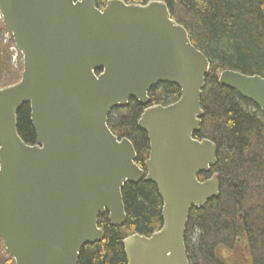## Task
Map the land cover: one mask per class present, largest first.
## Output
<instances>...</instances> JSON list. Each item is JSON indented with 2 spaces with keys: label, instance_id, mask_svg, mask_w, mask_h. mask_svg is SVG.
Returning a JSON list of instances; mask_svg holds the SVG:
<instances>
[{
  "label": "water",
  "instance_id": "1",
  "mask_svg": "<svg viewBox=\"0 0 264 264\" xmlns=\"http://www.w3.org/2000/svg\"><path fill=\"white\" fill-rule=\"evenodd\" d=\"M4 28L22 56L17 83L0 89V241L14 264H78L100 243L99 216L126 222L122 190L155 185L162 226L122 241L127 264H189L184 236L190 211L219 197L211 173L217 147L200 131L206 56L163 1L0 0ZM218 85L264 115V77L224 70ZM160 83L179 99L146 107ZM130 99L146 109L137 127L149 152L141 169L132 143L108 127ZM28 104L33 145L18 135L17 113ZM209 175L204 180L199 175Z\"/></svg>",
  "mask_w": 264,
  "mask_h": 264
},
{
  "label": "trees",
  "instance_id": "2",
  "mask_svg": "<svg viewBox=\"0 0 264 264\" xmlns=\"http://www.w3.org/2000/svg\"><path fill=\"white\" fill-rule=\"evenodd\" d=\"M106 1L96 0L97 6L103 7ZM121 1L144 5L153 0ZM154 1L167 5L171 18L185 28L193 46L210 64L200 100L202 122L195 138L209 139L217 147L212 173L219 176L220 189L218 199L190 211L184 236L189 264H264V115L236 92L219 86L216 79L224 70L264 77V0ZM8 53L0 43V74L9 69ZM179 96L176 86H170L164 96L156 89L149 93L151 104L157 105H169ZM143 110L130 99L125 108L112 110L107 122L116 137L132 143L140 168L149 152L147 136L137 127ZM17 131L27 145L35 143L28 104L17 113ZM206 178L199 175L200 180ZM122 198L125 224L112 227L108 214L99 216L97 225L104 238L84 246L78 264H127L122 241L134 234L149 236L161 228L162 202L155 185L144 180L127 183ZM195 229L201 233L193 243L190 234ZM0 262L14 264L1 241Z\"/></svg>",
  "mask_w": 264,
  "mask_h": 264
},
{
  "label": "rangeland",
  "instance_id": "3",
  "mask_svg": "<svg viewBox=\"0 0 264 264\" xmlns=\"http://www.w3.org/2000/svg\"><path fill=\"white\" fill-rule=\"evenodd\" d=\"M0 28L2 29V26L0 24ZM4 38H3V32L1 33L0 35V43L2 46H6L3 42ZM6 48V47H5ZM9 52V51H8ZM8 62H9V69L7 72H3L0 74V89L1 88H5V87H8V86H11L15 83H17L20 79V77L18 78L19 76V73L20 72V69L21 67L23 68V60H22V56L21 55H18L16 56V58L13 56V54L11 53H8ZM21 76V74H20ZM249 109L251 110H255L253 106L249 105L248 107ZM262 114V113H261ZM201 232L198 230V229H195L193 231V233L191 232L190 236L192 235V239H193V243H195L196 239L198 238L199 234ZM0 264H2V262H0Z\"/></svg>",
  "mask_w": 264,
  "mask_h": 264
},
{
  "label": "flooded vegetation",
  "instance_id": "4",
  "mask_svg": "<svg viewBox=\"0 0 264 264\" xmlns=\"http://www.w3.org/2000/svg\"><path fill=\"white\" fill-rule=\"evenodd\" d=\"M104 7V6H103ZM23 69V68H22ZM170 86H174V85H172V84H168V83H160V84H158V85H156L154 88H152V89H156L157 90V92H159V94H160V96L161 95H163L164 96V94H168L169 93V87ZM151 89V90H152ZM149 93H150V91L148 92V97H149ZM180 97V96H179ZM150 100V99H149ZM176 102V101H175ZM175 102H173V103H175ZM173 103H171V104H173ZM171 104H169V105H171ZM158 105H160V104H158ZM169 105H160V106H163V107H166V106H169ZM150 106H157V104H151V102H149V104L146 106V107H150ZM146 107H144V110L146 109ZM143 110V111H144ZM194 138H195V135H194ZM120 139V138H119ZM196 139V138H195ZM141 169H143V168H141ZM208 177H209V175H208Z\"/></svg>",
  "mask_w": 264,
  "mask_h": 264
},
{
  "label": "built area",
  "instance_id": "5",
  "mask_svg": "<svg viewBox=\"0 0 264 264\" xmlns=\"http://www.w3.org/2000/svg\"><path fill=\"white\" fill-rule=\"evenodd\" d=\"M0 24H2V19H1V16H0ZM3 42L4 44L7 46L8 48V51L13 54V56L16 58V56H18V52L15 48V46L13 45L12 43V40H11V35L10 33H8L7 31H3Z\"/></svg>",
  "mask_w": 264,
  "mask_h": 264
}]
</instances>
